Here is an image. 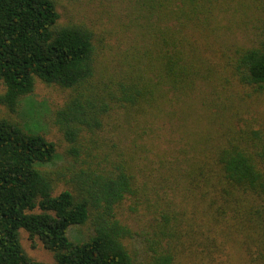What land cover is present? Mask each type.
<instances>
[{"label": "trees", "instance_id": "1", "mask_svg": "<svg viewBox=\"0 0 264 264\" xmlns=\"http://www.w3.org/2000/svg\"><path fill=\"white\" fill-rule=\"evenodd\" d=\"M117 1L112 66L104 35L61 21V0H0V106L16 117L39 83L68 92L54 126L71 161L44 169L56 144L0 119V264H47L21 230L56 264H136L138 233L116 213L125 202L146 221L140 264H264V129L234 99L235 87L264 95V0ZM193 99L207 129L161 155L151 124ZM76 227L92 233L74 240Z\"/></svg>", "mask_w": 264, "mask_h": 264}, {"label": "rangeland", "instance_id": "2", "mask_svg": "<svg viewBox=\"0 0 264 264\" xmlns=\"http://www.w3.org/2000/svg\"><path fill=\"white\" fill-rule=\"evenodd\" d=\"M59 12L62 22L68 19L82 22L97 34L104 35L103 56L112 59V66L115 65V59H119V2L117 0H61ZM235 91L238 93L234 99L238 105L242 104L244 119L256 128L264 129V95L243 87H235ZM67 94L68 92L58 87H47L39 83L36 91L22 101L16 117L12 116L5 107L0 106V119L18 120L27 130L42 133L49 141L56 144L57 156L52 163L44 165V169H56L63 165H70L71 162L64 155L66 143L63 136L54 126V110L63 104ZM163 113L156 119V124L152 123L150 126L155 134L162 135L161 155H175L183 148L188 151L194 139L197 138L194 136L195 131L202 129V126L203 129L204 127L207 129L208 112L198 99L190 100L188 104L181 103L179 106L169 104L165 106ZM198 122L199 126H197ZM113 141L118 144L116 146L119 150V141L114 139ZM140 156H142L139 158L141 163H153L152 159L157 161L153 152H140ZM65 189V185L61 184L57 187L55 194ZM116 213L122 223L129 225L135 233H138L130 242V251L136 264L143 263L147 258L145 219L129 209V202L118 206ZM91 233L90 228L76 227L72 230L71 236L74 240L85 241ZM20 239L22 246L32 259L47 264H56L54 255L45 249L39 238L31 239L25 230H21Z\"/></svg>", "mask_w": 264, "mask_h": 264}]
</instances>
